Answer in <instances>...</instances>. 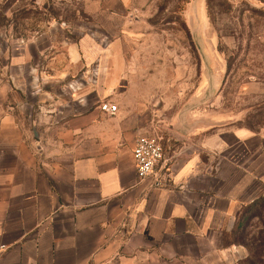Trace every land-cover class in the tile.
Wrapping results in <instances>:
<instances>
[{
	"label": "crops",
	"instance_id": "0c3cea01",
	"mask_svg": "<svg viewBox=\"0 0 264 264\" xmlns=\"http://www.w3.org/2000/svg\"><path fill=\"white\" fill-rule=\"evenodd\" d=\"M21 1L0 0V264H243L225 235L264 196V129L183 124L162 183L140 180L147 119L112 71L130 0L27 38L1 24Z\"/></svg>",
	"mask_w": 264,
	"mask_h": 264
},
{
	"label": "rangeland",
	"instance_id": "374dc122",
	"mask_svg": "<svg viewBox=\"0 0 264 264\" xmlns=\"http://www.w3.org/2000/svg\"><path fill=\"white\" fill-rule=\"evenodd\" d=\"M129 6L120 36L125 49L119 68H112L119 75L115 91H128L148 130L165 131V149L179 142V132L170 131L183 124L264 129V0H130ZM16 8L17 17L1 20L16 37L84 16L78 0H24ZM260 207L244 220L242 234L245 209L225 235V242L246 251L242 261L256 264H264V252L247 245L264 238Z\"/></svg>",
	"mask_w": 264,
	"mask_h": 264
},
{
	"label": "built area",
	"instance_id": "2783aa9c",
	"mask_svg": "<svg viewBox=\"0 0 264 264\" xmlns=\"http://www.w3.org/2000/svg\"><path fill=\"white\" fill-rule=\"evenodd\" d=\"M102 110L107 113H116L118 105L112 102H104ZM165 131L161 128H150L146 133L137 137L133 149L136 172L140 180L148 177H155L156 185L162 182L159 180V173L166 168L165 160Z\"/></svg>",
	"mask_w": 264,
	"mask_h": 264
},
{
	"label": "trees",
	"instance_id": "16d2710c",
	"mask_svg": "<svg viewBox=\"0 0 264 264\" xmlns=\"http://www.w3.org/2000/svg\"><path fill=\"white\" fill-rule=\"evenodd\" d=\"M260 206H264V196H261V197L257 198L252 203H250L249 205H247L244 208H242V210L240 211V213L245 209L244 212L245 213H248V215H244L241 218L242 219L241 222L238 224L239 225L238 228L242 227V230L240 232L241 234L245 230L246 224H247V221L244 223V220L245 219L248 220L250 217H253L255 215L254 212H255L256 208L259 209V208H261ZM225 243L226 244H229V245L231 244V243H228V242H225ZM235 244H236V242H235ZM244 245H247V244H245V242H244ZM247 246H248L249 249H251V251H254L255 254L262 253V252H264V238L263 239H260L259 242L255 243V244H252L251 246L250 245H247ZM242 263L243 264H256L255 261L248 260V259L245 260V261H242Z\"/></svg>",
	"mask_w": 264,
	"mask_h": 264
}]
</instances>
